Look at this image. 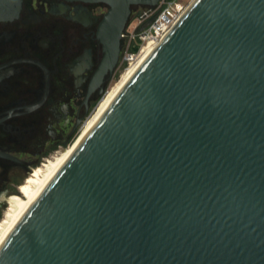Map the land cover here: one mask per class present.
Segmentation results:
<instances>
[{"label": "water", "instance_id": "water-1", "mask_svg": "<svg viewBox=\"0 0 264 264\" xmlns=\"http://www.w3.org/2000/svg\"><path fill=\"white\" fill-rule=\"evenodd\" d=\"M101 23L115 63L131 3ZM0 264H264V0H192L0 246Z\"/></svg>", "mask_w": 264, "mask_h": 264}, {"label": "flooded vegetation", "instance_id": "flooded-vegetation-1", "mask_svg": "<svg viewBox=\"0 0 264 264\" xmlns=\"http://www.w3.org/2000/svg\"><path fill=\"white\" fill-rule=\"evenodd\" d=\"M100 27L108 0H0V217L46 156L71 142L120 73Z\"/></svg>", "mask_w": 264, "mask_h": 264}, {"label": "bare ground", "instance_id": "bare-ground-1", "mask_svg": "<svg viewBox=\"0 0 264 264\" xmlns=\"http://www.w3.org/2000/svg\"><path fill=\"white\" fill-rule=\"evenodd\" d=\"M155 44L150 42L148 43L141 55L139 60L154 46ZM138 60V61H139ZM137 61V63H138ZM133 64L126 68V72L123 74L122 78L114 85V87L107 91L103 96L101 101L99 102L97 108L90 116V118L84 123L83 127L77 138L74 142L66 148L64 151L59 154L54 155L52 158L47 159L46 162L42 163L40 166L34 168L33 173H31L26 180L20 184L19 190L22 195L15 194L9 198V205L6 208L2 218L0 219V246L3 241L6 239L10 231L15 227L17 222L20 220L22 215L28 209V207L33 203L36 198L38 192L41 187L47 181V179L51 176L54 170L66 159L68 153L74 148L77 141L82 137L88 125L95 118L101 108L105 105L108 99L112 96L115 90L119 87L122 81L126 78L129 72L133 69V67L137 64Z\"/></svg>", "mask_w": 264, "mask_h": 264}, {"label": "built area", "instance_id": "built-area-1", "mask_svg": "<svg viewBox=\"0 0 264 264\" xmlns=\"http://www.w3.org/2000/svg\"><path fill=\"white\" fill-rule=\"evenodd\" d=\"M192 0H158L135 14L124 32L122 62L127 68L140 58L144 47L156 44L176 22Z\"/></svg>", "mask_w": 264, "mask_h": 264}, {"label": "rangeland", "instance_id": "rangeland-1", "mask_svg": "<svg viewBox=\"0 0 264 264\" xmlns=\"http://www.w3.org/2000/svg\"><path fill=\"white\" fill-rule=\"evenodd\" d=\"M144 9H145V8H144ZM134 16H135V14L132 16L131 20L133 19ZM126 71H127V70H126V67L123 65V66L121 67V69H120V73H119V75L116 76V78L114 79V81H113V82L111 83V85L108 87L107 91H110V90L114 87V85H115L116 83H118V81L122 78L123 74H124ZM105 94H106V93H105ZM102 98H103V97H102ZM102 98H101V99H102ZM101 99L98 101V103H97L95 109L97 108V106H98L99 102L101 101ZM95 109H94V111H95ZM94 111H93V112H94ZM92 114H93V113H92ZM89 118H90V117H89ZM80 131H81V130H79V132L76 134L75 138H74L71 142H68V143H62L61 146H58V147H57V150L53 151V152L51 153V155L46 156V158L43 159L42 162H46L47 159L52 158L54 155L59 154L60 152L64 151L66 148H68V147L74 142V140L77 138V136L79 135ZM40 165H41V163L38 164L37 166H40ZM28 176H29V174L27 175V177H28ZM27 177H26V178H27ZM23 182H24V181H22L21 183H23ZM15 194L22 195L21 192H20V193H15ZM2 216H3V215H2ZM2 216L0 217V219L2 218Z\"/></svg>", "mask_w": 264, "mask_h": 264}]
</instances>
